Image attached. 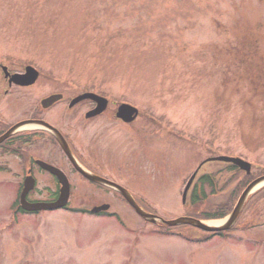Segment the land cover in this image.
<instances>
[{"label":"rangeland","instance_id":"obj_1","mask_svg":"<svg viewBox=\"0 0 264 264\" xmlns=\"http://www.w3.org/2000/svg\"><path fill=\"white\" fill-rule=\"evenodd\" d=\"M0 63L40 72L35 85L1 100L3 130L31 131L35 101L54 91L69 98L100 89L137 106L127 124L98 120L84 132L78 120L62 118L64 100L46 118L67 130L87 166L126 187L148 212L174 219L196 209L186 205L190 193L186 204L181 194L209 156L241 155L253 178L264 174V0H0ZM18 144L20 155L0 150V264H264V221L252 209L264 184L245 198L232 236L190 242L205 233H159L50 144ZM39 153L68 171V207L15 215L24 176L18 157ZM225 164L207 162L198 172L196 179L212 175L221 188L199 209L226 203L243 175ZM52 181L37 174L31 197L49 199ZM102 203L108 213L85 212ZM258 205L264 211V199Z\"/></svg>","mask_w":264,"mask_h":264},{"label":"water","instance_id":"obj_2","mask_svg":"<svg viewBox=\"0 0 264 264\" xmlns=\"http://www.w3.org/2000/svg\"><path fill=\"white\" fill-rule=\"evenodd\" d=\"M3 71L5 72L6 75H10L8 73V71H6V67H3ZM37 75H38V72L33 67L27 66L25 68V72L23 74H12V75H10L11 76L10 82L13 81L14 83L19 84V85H28V84H31L34 82ZM89 96H92L98 102L97 107L90 114H97V113L101 112L103 110V108L105 107V99L102 97H99V96L89 94V93H86V94L84 93V94L79 95L78 97L74 98L71 105H73L74 102H77L80 99L85 98V97H89ZM60 97H61L60 94L50 95L49 97L44 98L41 101V104L43 107H49L54 102L59 100ZM136 114H137L136 108H134L128 104H124V103L121 104V106L118 108V112H117V116L126 122L132 121L136 117ZM44 124H46V123H44ZM12 132H13L12 129L8 130L4 135H2L0 137V142L3 139H5L7 136H9ZM54 132H55V135L58 137L57 139H58L62 149L64 150L65 154L67 155L68 159L70 160V162L72 163L74 168L77 171H79L84 177L88 178L89 180H91L93 182L108 186V187L116 190L117 192H119L120 195H122L123 198L126 200V202L134 209V211L140 217H142L144 220L154 222V223L159 222V223H162L166 226H176V225H181V224H187V225H191V226H194L196 228H199L201 230L211 231V232L229 229L235 223V221H236V219L240 213L242 204H243L245 198L248 196V194L251 191H253L260 184H264V175H262L256 179H254L253 181H251L246 186V188L242 191V193L239 196V198L236 202V205L234 206L232 212L218 225L207 224L204 221H201L199 219H196L194 217H189V216H179V217L174 218V219H163L156 214L147 212L144 209H142L135 202V200L130 195V193L125 188H123L122 186H120V185H118L112 181H109L103 177L91 174V173L83 170L76 163V161H75L67 143L63 139V137L61 135H58L56 131H54ZM208 160L209 161L212 160V161L231 162V163L239 166L241 169L245 170L246 172L250 171V164L247 163L246 161L238 158V157L216 156V157L209 158ZM37 163L42 168L48 170L50 173H52L53 175H55L57 177L58 182L60 184L59 195H58L57 199L53 202H27L25 199V196H26L27 192L33 188V185H34V179L30 175H28L25 177V179L23 181V188H22V191L20 193V205H21V207L28 210V211H38V210H44V209H55V208L65 206L68 199H69V194H70V186H69V181H68L67 177L65 176V174L61 170H59L58 168H56V167H54V166H52V165H50V164H48L42 160H38ZM198 169H199V167L193 172V174L190 176L187 184L185 185V188H184L183 194H182L183 202L185 201L186 192H187L188 188L190 187L192 180L194 179ZM108 208H109L108 204H102L99 206L92 207L90 209V212L91 213H98L100 211H105Z\"/></svg>","mask_w":264,"mask_h":264},{"label":"flooded vegetation","instance_id":"obj_3","mask_svg":"<svg viewBox=\"0 0 264 264\" xmlns=\"http://www.w3.org/2000/svg\"><path fill=\"white\" fill-rule=\"evenodd\" d=\"M1 66L2 65L0 63V76H1L0 77V79H1L0 87L2 85H5L6 88L3 89V91L0 90V104H1V100L4 99L5 97L9 96L10 93L12 92V90H14V88H23L21 86L15 85L13 83L10 84L8 78H6L4 76L2 69H1ZM36 82H37V80H36ZM36 82H34V84L27 86V87H32L33 85L36 84ZM86 91H91V92L99 93L100 95H102L101 92H96L94 90H86ZM53 93H61L62 97L59 100H57L54 104H52L51 106H49L47 108L42 107L40 101L43 97H46L52 93L47 94V95L41 97L40 99H37L33 105V113L28 118L33 123L31 131L18 132L16 130L17 132L16 131L12 132L8 137H6L5 139H3L0 142V150H1V148H5L7 151H10L8 153H11L13 150V152L16 155H20L19 152L17 151V148L14 145V143L18 142L19 144L17 146L20 147L21 145H26L27 140L30 144H34L35 141L36 142L41 141V143L50 144L53 147V149H55L56 152L59 153V155L61 154L63 159L65 158L67 160L70 167L73 168L71 163L67 159L65 153L63 152L59 142H58V139H57L58 137L55 135L54 130L51 129V128H53V129L57 130V134L61 135L63 137V139L67 142L72 153L74 154V156L78 160L79 164L84 169H86L92 173L98 174L100 176H103L101 173H99V172L95 171L94 169L90 168L89 166H87L86 162H83V158L81 156H78L75 147L72 145V142L70 140V137H69L67 130L65 128L59 126V125L51 123L50 121L47 120L46 116L52 109H54L57 105H59L64 100L65 102H63V103H66V107H65L66 108L65 109L66 116L64 117V114H63L62 118L63 119L65 118V119L70 120V121L78 120L80 123L79 126L83 130L82 132H84V129H86L88 127V125H91L92 123H94L95 121H98V120L103 121V120L109 119V121H112V122H121L123 124H127V123L122 122L121 120H119L116 117V109H117L118 104H119L118 99L113 98L112 95L110 94L107 97L108 102L106 103L105 109L101 113L95 115V114H90L91 111L93 110V108L95 107V104H96L95 100H93L92 98H85V99H82V100L74 103L73 105H70L73 97H75L79 93L75 94V95H71V97H69V98L68 97L65 98L64 93L61 91H54ZM112 104H114V105L112 106ZM59 116H61V115H59ZM43 122L47 123V124H44ZM102 124H104V122H102ZM10 126H12V125H9L7 127L5 126V128H4L5 130H3V129H1V124H0V129H1L0 130V137L7 132V129ZM25 155L18 157V159H22V161H23V169H22L23 173H24L23 178L25 176H27L28 174H32L36 180V176L39 173H44L45 175L50 176L51 179L53 180L52 185L51 186H45V189H46V192L48 194H51V197H49V199H47L46 201H52V200L56 199V197L59 193L60 186H59L56 178L52 174H50L48 171L42 169L40 167V165L37 163V161L42 160V161H45L49 164H52V165L56 166L57 168L61 169L66 175H67L68 171L64 170L60 165L56 164V161H54L50 155L44 156L41 153H39L37 155H33V154H29V155L25 154ZM22 182H23V179H22V181H20V184H19V187L17 190L22 188ZM36 185H37V182L35 181V188H36ZM32 191H35V190H32ZM27 200L28 201H37V200H41V199H33L31 197V193H29L27 196ZM18 203H19V200H18V202H16V200H15V202L12 203L11 208L15 209L13 212H15L16 214L17 213L18 214H20V213L26 214V212H24L19 207Z\"/></svg>","mask_w":264,"mask_h":264},{"label":"trees","instance_id":"obj_4","mask_svg":"<svg viewBox=\"0 0 264 264\" xmlns=\"http://www.w3.org/2000/svg\"><path fill=\"white\" fill-rule=\"evenodd\" d=\"M12 153H14L13 150H12ZM225 165H226L228 170H232L235 172L239 171V169L236 166H234L233 164H225ZM237 175L239 176V178L241 180L239 181V179H238L237 180L238 182H236V184H234L233 189H231L229 191V193L227 195L228 199H227L226 203L214 202L212 204H209V205L199 209L200 206H197V205H200L201 203H205L210 195H212V196L217 195L219 193V190L221 189V188L220 189L217 188V181L214 179V177L212 175L202 174L198 178L197 183L191 189V193H190V197H189L190 206L191 205L194 207L196 206V209H190V212H188V215L194 216V217L199 218V219H218V218H222V217L226 216L230 212L233 202L236 200V198L241 193V191L246 187V185L252 179V176H250V175H244L242 178L240 177L239 173H237ZM222 188H224V187H222ZM207 189H209V192L207 191ZM259 193H261V194L258 197L261 196V198L256 199L255 200L256 202L254 201L255 206H253L252 209L254 210L253 214L258 217L257 221H259L258 220L259 218L264 221V211H258L260 206L258 205V207H257L258 201H260L261 199H264V190L260 191ZM240 217H241V214H240L239 218ZM184 227L185 226L167 227V226H163V225H155L157 232H159V233L161 232V233L167 234V235L174 234L173 230L179 229V228H184ZM213 235H222L223 236L224 234H223V232L210 233L209 236L205 237L204 239H208ZM196 241H197V239H196Z\"/></svg>","mask_w":264,"mask_h":264},{"label":"bare ground","instance_id":"obj_5","mask_svg":"<svg viewBox=\"0 0 264 264\" xmlns=\"http://www.w3.org/2000/svg\"><path fill=\"white\" fill-rule=\"evenodd\" d=\"M257 187H258V186H257ZM257 187H256V188H257Z\"/></svg>","mask_w":264,"mask_h":264}]
</instances>
